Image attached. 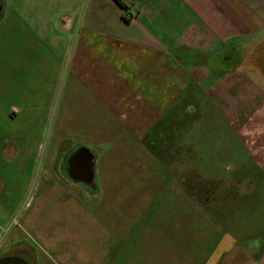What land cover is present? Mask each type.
<instances>
[{"label": "crops", "instance_id": "0c3cea01", "mask_svg": "<svg viewBox=\"0 0 264 264\" xmlns=\"http://www.w3.org/2000/svg\"><path fill=\"white\" fill-rule=\"evenodd\" d=\"M122 2L127 10L115 0H0V235L8 243L0 260L23 237L20 204L33 186L48 193L88 184L78 178L64 186L42 170L47 121L75 122L78 134L90 130L95 138L97 127L84 123L116 124L124 115L158 163L155 180L138 173L137 182L134 174L122 182V214L102 217L115 252L134 257L144 251L141 237L157 239L160 207L171 209L169 223L184 227L180 213L174 217L180 200L171 203L168 192L201 193L197 247L179 248V255L223 264L240 259L232 250L244 245L248 264H264V223H244L255 214L264 219V75L249 72L247 58L264 43V0ZM182 205L190 226V204ZM207 210L218 236L206 232ZM253 229L257 240L238 238ZM209 238L216 243L211 251L198 244ZM157 249L148 253L153 260L175 255ZM23 255L24 264H35Z\"/></svg>", "mask_w": 264, "mask_h": 264}, {"label": "rangeland", "instance_id": "374dc122", "mask_svg": "<svg viewBox=\"0 0 264 264\" xmlns=\"http://www.w3.org/2000/svg\"><path fill=\"white\" fill-rule=\"evenodd\" d=\"M247 58L249 72L260 75L259 71L264 75V43L254 49L251 48ZM256 64L262 69H258V67L255 69ZM210 70L213 71L212 68ZM117 120L116 124L106 123L102 120L101 123L94 122L92 124L90 121L84 123L87 127L92 125L97 127L95 131H98L96 135L99 137L95 138H90V130L87 132L88 136H86L87 134H78L75 122H59L57 119L47 121L48 133L42 142L44 150L42 149L40 152L44 165L42 170L48 169L50 178L59 176L64 186L71 182H79L78 178H88L84 181L85 184L86 182L88 184L79 183V187H81L79 192L75 189L76 187L72 189L70 185L67 189L54 186L48 193H46V189L41 190L37 186H33L20 204V208H25L23 237L19 236L13 245L7 246L9 252L24 254L35 264H38V260L41 264H119L121 260H125L126 264H131V262L164 264L169 260L172 264H197L195 261L200 259L190 254L189 257L180 256L179 248L187 249L190 253V249L197 247L198 227L202 225L201 222L197 224L200 217L198 216L200 215L199 202L203 199L201 193L168 192L167 195L170 196L167 199L170 198L171 203L180 200L178 202L180 207L175 205L179 212L174 217H178L180 213V219L177 218V220L181 223L184 222V227H177V224L169 223V217L166 215L171 209H168L167 212L165 207H160L159 216H157V239L141 237V249L144 251L139 255L134 254V257L132 253L115 252L117 249L115 235L108 231L110 222L107 219L102 222V217L104 213L109 214V210L110 216L122 214L123 210L120 205V194L123 191L121 189L122 182L127 177L130 180L131 174H134L133 180L137 182L138 173L143 174L145 180H147V175H151V178L155 180L156 176L152 172L154 168L157 169L158 163L137 141L136 135L130 134L129 126H125L123 123L125 122L124 115L123 117L119 116ZM65 128L68 130L66 131ZM85 157L90 166L86 165ZM81 161L85 162L83 166L80 164ZM67 162L72 164L68 169ZM190 163L193 166V163L196 165L198 162ZM198 165L202 164L198 163ZM86 169L89 171L90 177L86 176ZM144 192L151 194V191ZM159 193L163 199V191ZM145 197L147 196L145 195ZM60 198L61 200H59ZM104 201L107 203L106 206H103ZM186 202L190 204V226L186 225V220L181 218L187 215L186 211L182 212V204L186 205ZM143 210H145V206ZM205 212L207 213L203 214L202 219L206 232L209 235L214 232L216 235L219 234L220 228L217 230V227L213 225V210ZM149 215L142 216V232L147 229L145 226H150ZM244 223L254 228L256 225H262L264 219L255 214L253 217L249 216ZM246 229H249V226H245L244 231ZM227 230H231V228ZM256 231L257 229L249 230L246 232L247 234H244L245 236L241 234L238 238L252 243L257 240L255 239ZM181 233H183V240L179 239ZM164 235L169 237L172 235L173 239L164 240ZM4 239V236L0 235V247H4L6 243V239ZM262 240V246H264V238ZM198 244L205 250L210 249L211 251L216 248V243H213L211 238ZM112 245L115 246L112 248ZM155 247L159 248L156 251L157 254L159 251H163L164 247L172 249L175 255L159 254L156 256V260H153L155 258L150 256L152 253H148ZM245 251L244 245H237L232 252L239 254L241 258L234 259L233 256H230L234 260L225 259L223 264H248L250 259L247 256L242 257Z\"/></svg>", "mask_w": 264, "mask_h": 264}, {"label": "flooded vegetation", "instance_id": "af4514ba", "mask_svg": "<svg viewBox=\"0 0 264 264\" xmlns=\"http://www.w3.org/2000/svg\"><path fill=\"white\" fill-rule=\"evenodd\" d=\"M85 162H86V164L89 163L86 157H85ZM85 162L81 161L80 164L83 166L85 164ZM67 163H68L67 164L68 165L67 169H68V168H70V166L72 164L70 162H67ZM81 170H83V169H81ZM85 174H86V176L90 177L89 171L87 169L85 171ZM85 179H88V178H85ZM22 255L23 254L13 253L9 257L7 256L3 260H0V264H24V260H23L24 257L22 258ZM26 264H28V263L26 262Z\"/></svg>", "mask_w": 264, "mask_h": 264}, {"label": "trees", "instance_id": "16d2710c", "mask_svg": "<svg viewBox=\"0 0 264 264\" xmlns=\"http://www.w3.org/2000/svg\"><path fill=\"white\" fill-rule=\"evenodd\" d=\"M119 5H121L125 10H127V7L125 6V3L122 2V0H115Z\"/></svg>", "mask_w": 264, "mask_h": 264}]
</instances>
